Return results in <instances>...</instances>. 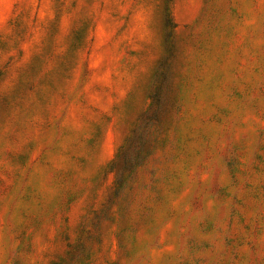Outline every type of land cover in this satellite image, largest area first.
Instances as JSON below:
<instances>
[{"label": "rangeland", "instance_id": "obj_1", "mask_svg": "<svg viewBox=\"0 0 264 264\" xmlns=\"http://www.w3.org/2000/svg\"><path fill=\"white\" fill-rule=\"evenodd\" d=\"M0 264H264V0H0Z\"/></svg>", "mask_w": 264, "mask_h": 264}]
</instances>
